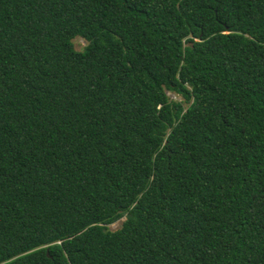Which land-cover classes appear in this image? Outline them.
<instances>
[{"label":"trees","instance_id":"trees-1","mask_svg":"<svg viewBox=\"0 0 264 264\" xmlns=\"http://www.w3.org/2000/svg\"><path fill=\"white\" fill-rule=\"evenodd\" d=\"M0 264H264V0H0Z\"/></svg>","mask_w":264,"mask_h":264},{"label":"rangeland","instance_id":"rangeland-1","mask_svg":"<svg viewBox=\"0 0 264 264\" xmlns=\"http://www.w3.org/2000/svg\"><path fill=\"white\" fill-rule=\"evenodd\" d=\"M72 43H73L74 49L76 51H82L85 48V46L87 45L86 41L84 39L80 38V37L75 38L72 41ZM167 96H168V98L171 101H175V102H179L182 99L180 96H178V95H176L174 93H171V92H167ZM124 219L125 218H122L118 222H116V223H114L112 225H109L107 227L108 230H110V231H116V230H118L121 227V224L123 223Z\"/></svg>","mask_w":264,"mask_h":264}]
</instances>
